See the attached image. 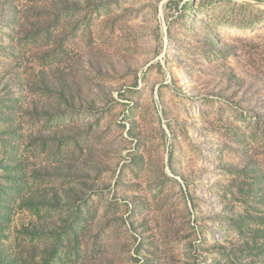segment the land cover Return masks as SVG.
Segmentation results:
<instances>
[{
	"label": "rangeland",
	"instance_id": "1",
	"mask_svg": "<svg viewBox=\"0 0 264 264\" xmlns=\"http://www.w3.org/2000/svg\"><path fill=\"white\" fill-rule=\"evenodd\" d=\"M0 264H264V0H0Z\"/></svg>",
	"mask_w": 264,
	"mask_h": 264
}]
</instances>
